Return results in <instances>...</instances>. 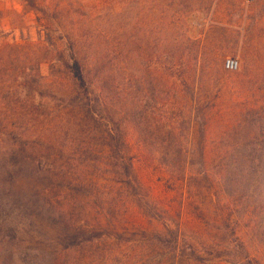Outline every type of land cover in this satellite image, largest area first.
<instances>
[{"label":"rangeland","instance_id":"obj_1","mask_svg":"<svg viewBox=\"0 0 264 264\" xmlns=\"http://www.w3.org/2000/svg\"><path fill=\"white\" fill-rule=\"evenodd\" d=\"M0 264H264V0H0Z\"/></svg>","mask_w":264,"mask_h":264},{"label":"trees","instance_id":"obj_2","mask_svg":"<svg viewBox=\"0 0 264 264\" xmlns=\"http://www.w3.org/2000/svg\"><path fill=\"white\" fill-rule=\"evenodd\" d=\"M70 72L72 73L73 79L75 81L77 90L82 96L84 101L92 102L93 96V85L89 80L85 67L81 60H79L75 53H72V63L69 65ZM197 119L200 122V136H204V122L200 116V108H197Z\"/></svg>","mask_w":264,"mask_h":264},{"label":"built area","instance_id":"obj_3","mask_svg":"<svg viewBox=\"0 0 264 264\" xmlns=\"http://www.w3.org/2000/svg\"><path fill=\"white\" fill-rule=\"evenodd\" d=\"M257 0H245L246 3L252 4L255 3ZM225 67L228 71H237L239 69V63L236 59L230 58L226 61Z\"/></svg>","mask_w":264,"mask_h":264}]
</instances>
